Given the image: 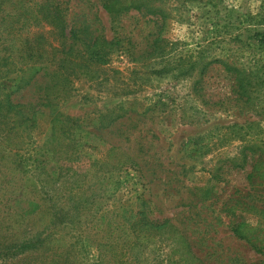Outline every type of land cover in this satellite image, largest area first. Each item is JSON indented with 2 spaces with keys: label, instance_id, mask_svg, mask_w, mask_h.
<instances>
[{
  "label": "trees",
  "instance_id": "obj_1",
  "mask_svg": "<svg viewBox=\"0 0 264 264\" xmlns=\"http://www.w3.org/2000/svg\"><path fill=\"white\" fill-rule=\"evenodd\" d=\"M222 1L96 0V4L111 24L136 12L163 25L171 15L170 9L181 10L188 2L219 8ZM67 2L0 0V264H149L155 259L148 258V251H154L148 249L153 246L166 248L168 253L155 264H165L172 254H177L171 261L174 264H205L210 240L195 234L207 233L208 219L200 216L212 209V202L198 207L185 205L177 213L182 219L179 221L177 217L151 219L149 204L141 199L132 218H111L106 221L105 235L96 237L98 231H103L105 216L95 209L96 201L87 193L92 195L97 189L99 175L131 168L141 171L145 165L140 156L127 151L128 147L101 139L106 147L103 154L98 159H85V143L81 142L83 136L91 137L94 131L84 130L80 118L56 107L69 97L72 84L78 80L99 84L119 81L130 93L168 75L190 79L192 94L206 106L208 102L199 86L209 66L215 63L231 80L236 98H245L249 103L258 85L259 62L241 64L229 60V55L208 60L200 50L197 57L178 54L175 59L169 52L173 44L159 31L151 37L147 35L150 39L139 48L141 45L127 35L109 37L95 23L68 16ZM253 39L254 47L264 51V30L255 31ZM114 58H123L130 66L129 79L109 67ZM9 82L11 90L5 87ZM32 89L34 97L29 104L13 98L25 90L31 93ZM45 108L51 115L49 135L38 146L33 143V133L37 113ZM111 111L99 116L100 129L128 118L125 111L113 116ZM104 120L106 125L102 126ZM141 152L143 149L137 155ZM8 176L29 180L48 205L34 216L16 211L9 204L16 189L5 185ZM208 195L209 191H204L201 202L208 200ZM195 217L204 222L201 228L183 225V221L188 223ZM240 226H230L229 231L242 240ZM199 249H205L204 259L198 256Z\"/></svg>",
  "mask_w": 264,
  "mask_h": 264
},
{
  "label": "rangeland",
  "instance_id": "obj_2",
  "mask_svg": "<svg viewBox=\"0 0 264 264\" xmlns=\"http://www.w3.org/2000/svg\"><path fill=\"white\" fill-rule=\"evenodd\" d=\"M65 6L68 16L95 23L109 37L127 35L141 45L139 48L159 31L173 44L169 52L175 59L178 54L197 57L200 50L208 60L229 55V60L241 64L259 62L258 85L249 103L245 98H236L231 80L215 63L209 66L199 86L208 102L206 106L192 94L190 79L168 75L130 93L119 81L99 84L78 80L56 109L80 118L84 130L94 131L91 137L83 136L81 142L85 143V159H98L106 149L103 141L128 147L127 151L140 156L145 165L141 171L131 168L97 173L101 177L97 189L92 195L87 193L96 201L95 209L105 216L103 231H98L96 237L105 235L106 221L111 218H132L141 199L148 202L151 219L177 217L179 221L182 219L177 213L185 205L198 207L212 202V209L200 216L208 219L207 233L195 234L210 240L211 248L207 258L204 259L205 249L196 250L198 256L205 264H264V51L254 47L253 39L255 31L264 30V0H223L219 8L188 2L181 10L170 9L171 15L163 25L136 12L111 24L96 0H68ZM109 67L126 79L131 76L123 58H114ZM5 87L11 90L12 83ZM34 91L25 90L13 98L29 104ZM213 102L218 104L211 106ZM213 110L216 112L205 114ZM107 111L111 116L125 111L128 118L100 129L98 118ZM50 119L46 108L37 113L35 145L46 141ZM140 149L143 152L137 155ZM4 181L16 189L9 201L16 211L34 216L48 205L24 177L8 176ZM204 191H209L208 200L201 202ZM203 224L198 217L188 223L183 221L184 226L193 229ZM234 225H241L239 231L244 239H237L229 231ZM152 249L148 258L155 259L149 264L168 255L166 248L153 246L148 250ZM89 253L93 257L94 248ZM175 255L165 264H174L171 261Z\"/></svg>",
  "mask_w": 264,
  "mask_h": 264
}]
</instances>
